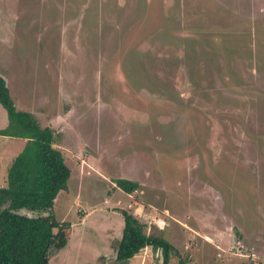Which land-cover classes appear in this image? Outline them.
Segmentation results:
<instances>
[{
  "label": "rangeland",
  "instance_id": "obj_1",
  "mask_svg": "<svg viewBox=\"0 0 264 264\" xmlns=\"http://www.w3.org/2000/svg\"><path fill=\"white\" fill-rule=\"evenodd\" d=\"M0 75L70 169L57 219L131 203L187 264H264V0H0Z\"/></svg>",
  "mask_w": 264,
  "mask_h": 264
},
{
  "label": "trees",
  "instance_id": "obj_2",
  "mask_svg": "<svg viewBox=\"0 0 264 264\" xmlns=\"http://www.w3.org/2000/svg\"><path fill=\"white\" fill-rule=\"evenodd\" d=\"M0 104L9 124L0 135L26 140L9 165L5 185L0 187V264H47V251L59 241L68 222H59L53 213L54 199L66 188L70 169L62 153L54 146L56 136L41 126L31 112L19 110L0 75ZM127 193L139 186L136 181L118 180L115 184ZM26 212L32 213L28 215ZM123 227L114 243L116 260H126L149 247L160 250L161 264H187L189 257L162 234L147 233L145 225L122 210ZM59 237V238H58Z\"/></svg>",
  "mask_w": 264,
  "mask_h": 264
},
{
  "label": "crops",
  "instance_id": "obj_3",
  "mask_svg": "<svg viewBox=\"0 0 264 264\" xmlns=\"http://www.w3.org/2000/svg\"><path fill=\"white\" fill-rule=\"evenodd\" d=\"M4 178L6 177L4 176L2 179ZM128 180L133 181L134 179L129 178ZM137 183L138 185L141 184L139 181ZM132 197L136 198V200L138 199L137 196ZM144 205L148 208L155 207L152 204L144 203ZM90 207V209L85 211L79 209L78 213H81L80 219H76L71 223L65 217L56 218L59 222H68L69 226L62 231L64 232V238L60 235V238L58 237L59 241L55 240L47 251L48 264L53 259L54 264L56 262L61 264H97V262L99 264H115L118 262L115 258L116 252L113 246L120 238V231L122 232L123 227V216L120 210L122 212V210L131 209L133 207L132 204L127 203L126 208L115 207L106 200L102 209L96 208L94 205ZM160 224L158 217L149 215L148 223L145 226L146 232L164 230ZM152 227H155L154 231H152ZM148 248L140 249L138 253L128 260L134 261L135 259L137 261L136 264L145 263L148 260L146 257Z\"/></svg>",
  "mask_w": 264,
  "mask_h": 264
},
{
  "label": "built area",
  "instance_id": "obj_4",
  "mask_svg": "<svg viewBox=\"0 0 264 264\" xmlns=\"http://www.w3.org/2000/svg\"><path fill=\"white\" fill-rule=\"evenodd\" d=\"M136 190H137V189H136ZM136 190H135V191H136ZM129 206H130V205H129Z\"/></svg>",
  "mask_w": 264,
  "mask_h": 264
},
{
  "label": "water",
  "instance_id": "obj_5",
  "mask_svg": "<svg viewBox=\"0 0 264 264\" xmlns=\"http://www.w3.org/2000/svg\"><path fill=\"white\" fill-rule=\"evenodd\" d=\"M29 215V214H28Z\"/></svg>",
  "mask_w": 264,
  "mask_h": 264
}]
</instances>
